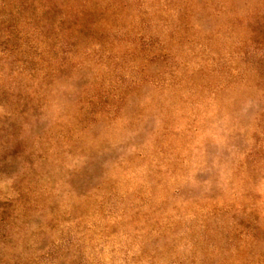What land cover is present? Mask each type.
Returning <instances> with one entry per match:
<instances>
[{
  "label": "rangeland",
  "instance_id": "374dc122",
  "mask_svg": "<svg viewBox=\"0 0 264 264\" xmlns=\"http://www.w3.org/2000/svg\"><path fill=\"white\" fill-rule=\"evenodd\" d=\"M0 264H264V0H0Z\"/></svg>",
  "mask_w": 264,
  "mask_h": 264
}]
</instances>
